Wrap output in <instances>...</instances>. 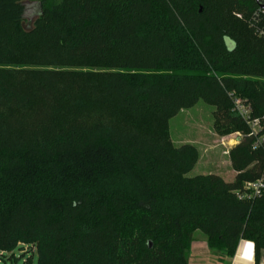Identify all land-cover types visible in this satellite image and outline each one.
Here are the masks:
<instances>
[{
    "label": "trees",
    "instance_id": "trees-1",
    "mask_svg": "<svg viewBox=\"0 0 264 264\" xmlns=\"http://www.w3.org/2000/svg\"><path fill=\"white\" fill-rule=\"evenodd\" d=\"M39 3L28 29L25 0H0V250L33 245L40 264H188L202 232L227 258L253 242L260 264L264 193L240 197L264 178L256 0ZM201 101L243 135L233 182L189 178L195 157L169 139V120Z\"/></svg>",
    "mask_w": 264,
    "mask_h": 264
},
{
    "label": "rangeland",
    "instance_id": "rangeland-1",
    "mask_svg": "<svg viewBox=\"0 0 264 264\" xmlns=\"http://www.w3.org/2000/svg\"><path fill=\"white\" fill-rule=\"evenodd\" d=\"M40 1L25 0V28H31L38 18L41 11ZM215 111V107L202 101L189 110L181 111L168 122L169 139L176 147H186L187 152L189 151L195 157V168L187 175L189 178L200 175H219L223 176L227 182H233L236 172L232 168L231 150L238 145L243 135L237 127L217 125L214 118ZM199 235L204 236L202 232H199L197 237ZM35 249L37 250L36 247ZM30 252L22 256L19 250H16L14 254L17 260L5 263L26 264L32 259L28 264H40L38 252L34 250L33 258V251L30 250ZM263 262L264 252L261 253L260 264Z\"/></svg>",
    "mask_w": 264,
    "mask_h": 264
},
{
    "label": "built area",
    "instance_id": "built-area-1",
    "mask_svg": "<svg viewBox=\"0 0 264 264\" xmlns=\"http://www.w3.org/2000/svg\"><path fill=\"white\" fill-rule=\"evenodd\" d=\"M264 18V10H259L258 13L254 16V20L257 23V19L260 17ZM241 18V16H238ZM259 36L264 37V32L259 31ZM234 111L245 121L247 124L252 128V132L255 135H258L261 131V126L258 120L251 121V114L252 110L249 106H247L242 100L236 99L234 102ZM264 142V138H260L258 142L255 144V149L258 148L259 144ZM264 193V178L256 181V182H248L244 186V192L241 194V198H247V199H255L258 197H261ZM16 250H19L20 254L22 256L26 254H30V250H32V258L34 257L35 253L34 250L36 251L35 247L33 245H28V244H20L15 250L13 251H7V250H0V264H3L7 261H13L17 260L16 254L14 252ZM10 259V260H9ZM6 264V263H5ZM28 264V262L26 263ZM261 264H264L261 263Z\"/></svg>",
    "mask_w": 264,
    "mask_h": 264
},
{
    "label": "crops",
    "instance_id": "crops-1",
    "mask_svg": "<svg viewBox=\"0 0 264 264\" xmlns=\"http://www.w3.org/2000/svg\"><path fill=\"white\" fill-rule=\"evenodd\" d=\"M221 177L225 180L223 176ZM235 177L236 175H234V179ZM198 234L199 232L195 233V240L189 252L188 264H257L255 244L253 242L242 240L235 256L227 258L213 253L209 248L207 237L205 235L197 237ZM249 245H251L250 248Z\"/></svg>",
    "mask_w": 264,
    "mask_h": 264
},
{
    "label": "water",
    "instance_id": "water-1",
    "mask_svg": "<svg viewBox=\"0 0 264 264\" xmlns=\"http://www.w3.org/2000/svg\"><path fill=\"white\" fill-rule=\"evenodd\" d=\"M256 3L260 7V9L264 10V0H256ZM40 14H41V11H40Z\"/></svg>",
    "mask_w": 264,
    "mask_h": 264
},
{
    "label": "snow or ice",
    "instance_id": "snow-or-ice-1",
    "mask_svg": "<svg viewBox=\"0 0 264 264\" xmlns=\"http://www.w3.org/2000/svg\"><path fill=\"white\" fill-rule=\"evenodd\" d=\"M251 247V245H249V248Z\"/></svg>",
    "mask_w": 264,
    "mask_h": 264
}]
</instances>
